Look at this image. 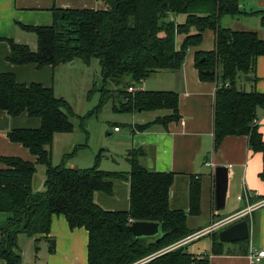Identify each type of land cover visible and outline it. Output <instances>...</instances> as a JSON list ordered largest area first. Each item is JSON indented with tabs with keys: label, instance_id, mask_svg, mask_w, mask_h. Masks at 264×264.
<instances>
[{
	"label": "trees",
	"instance_id": "1",
	"mask_svg": "<svg viewBox=\"0 0 264 264\" xmlns=\"http://www.w3.org/2000/svg\"><path fill=\"white\" fill-rule=\"evenodd\" d=\"M104 9H57L52 7L50 27H21L36 36L37 50L6 40L7 61L13 65L33 64L52 69L80 60L85 65L96 59L103 85L99 103L86 117L95 115L111 99L118 100V113L169 111L153 122L137 126L143 132L153 125L178 121V95L175 92L138 90L129 92L158 71H179L187 51L198 48L205 31L214 34V48L196 51L194 65L201 82L220 83L215 92L213 150L227 136H246L250 150L264 157V141L255 125L257 108H264V94L245 92L238 80L256 81L255 65L264 56V39L257 33L235 31L221 26L224 17L246 15L239 0H102ZM182 16L183 22L169 19ZM260 18L264 30V11ZM192 31H195L192 33ZM183 36L180 48L175 39ZM114 88L107 89V83ZM239 86V87H238ZM120 109V110H119ZM0 111L10 117L23 113L40 120L37 129H15L7 134L12 143L28 150L34 161L0 157V213L7 214L0 229V261L21 264L19 235L44 239L50 253L55 242L50 235L53 216H63L68 227L87 233V264H209L208 255H193L185 247L153 256L155 252L197 231L187 227L188 217L198 216L199 185L191 182L188 212L171 209L169 190L173 173L150 172L139 164L141 149L127 152L128 172L103 171L96 163L86 169L65 167L74 152L63 156L58 166L51 164L55 134H70L75 117L69 104L56 97L53 89L38 83L21 84L13 73H0ZM81 118L83 123L85 118ZM82 126V124H81ZM77 147L74 149V151ZM100 155V154H99ZM97 156V162L99 159ZM38 165L45 167L43 188L32 190ZM264 182V172L260 174ZM116 182L128 183V208L106 210L95 201L97 193L114 194ZM134 221L158 223L162 238L133 239L126 227ZM218 233L212 236L211 250L219 254Z\"/></svg>",
	"mask_w": 264,
	"mask_h": 264
},
{
	"label": "crops",
	"instance_id": "2",
	"mask_svg": "<svg viewBox=\"0 0 264 264\" xmlns=\"http://www.w3.org/2000/svg\"><path fill=\"white\" fill-rule=\"evenodd\" d=\"M239 6L246 15L224 17L220 22L221 26L235 31L255 32L264 39L260 18L252 15L258 11H264V0H239ZM52 7L101 10L104 9V4L102 0H0V73H13L18 83H38L43 87L52 88L55 94L56 74L61 68L69 72L73 71L75 62L71 61L54 69L50 66L37 68L33 64L13 65L7 61L9 44L6 42V40H12L19 43L20 40L25 41L26 38L33 41L28 35H24L26 32L21 27H50L53 23ZM169 19L178 23L184 20L182 16H169ZM183 38L181 35L176 37V49L180 48ZM213 48L214 34L209 30L205 31L200 46L187 51L181 70L155 72L143 80L140 85L134 87L135 91L175 92L178 95L179 119L169 123L166 128L158 124L139 132L137 126L151 123L156 118H162L170 112L162 110L119 113L130 116L129 131L126 135L129 148L126 155L131 149H141L143 155L139 158V164L143 168L150 172L175 175L174 183L169 190L171 209L187 213L190 184L191 182L198 183L200 207L198 216L202 214L203 205L206 204L208 212L205 216L208 220H204L203 224L200 223L203 226L197 223L194 228L188 227L187 224L191 230L197 232L205 230L220 220L243 212L240 218L225 226L215 228L182 246L174 247L185 237L155 252L153 256L185 247L190 254L208 255L209 264H251L248 253L264 251V182L260 178V174L264 172V157L261 153L250 150L246 136H227L217 150H213L214 100L220 83L217 81L201 82L194 65L196 51L209 52ZM255 77V82L250 79L248 80L250 84H243L240 86L241 89L245 92L256 91L264 94V56H259L256 60ZM242 80L243 78L238 81L240 85ZM99 88L93 87L92 90L98 91ZM255 125L264 141V108H257ZM39 126V119L30 118L25 113L10 117L0 111V157H17L24 161H34L28 150L20 144L10 142L7 134L15 129H37ZM115 128L117 131L114 132H120L117 126ZM57 135L66 134H55L53 144ZM53 144L51 157H53ZM66 163L64 165L67 168L86 169L76 168L77 166L70 164L66 166ZM217 167H224L227 170V190L224 209L214 213V170ZM1 168L3 166L0 164ZM128 187L127 182H116L112 196L97 193L94 201L106 210H115L120 203H123L124 210H126L128 208ZM42 188L43 186L34 188L32 185V190L35 192ZM0 218H2L0 224V229H2L8 215L0 213ZM241 220L248 223V239L243 243H221L222 246L218 247L220 253L213 254L212 236ZM49 236L54 239L55 251L51 253L53 256L47 264H87V233L84 229L71 230L63 216H53ZM23 237V235L18 236L17 244L25 240ZM203 238H208V242L200 248L196 241ZM21 251L24 252L23 249ZM18 254L22 256L19 249ZM259 264H264V258Z\"/></svg>",
	"mask_w": 264,
	"mask_h": 264
},
{
	"label": "rangeland",
	"instance_id": "3",
	"mask_svg": "<svg viewBox=\"0 0 264 264\" xmlns=\"http://www.w3.org/2000/svg\"><path fill=\"white\" fill-rule=\"evenodd\" d=\"M170 16L175 17V15ZM25 32L24 35H28L33 41L26 38L25 41L20 40L17 43H22L28 46L30 50L36 51L37 41L35 34ZM74 62L75 69L73 71L69 72L61 68L56 74L55 96L63 98L69 104L75 117L71 119L74 126L73 132L56 136L53 144L51 164L53 166L59 165L64 155L74 152L73 155L66 159V166L70 164L74 167L77 166L76 168H90L97 163L98 168L103 171H130V166L125 161L126 151L129 148L126 135L129 131L130 116L114 112L112 106L116 105L117 108H120L118 106L119 101L111 99L97 114L86 117L94 111L99 103L100 93L92 89L93 87L98 88L103 85L100 68L96 59H91L88 65H85L80 60H74ZM247 78L250 77L243 78L241 85L240 83L237 84L239 86L250 84ZM113 88L114 86L108 82L107 89L111 90ZM83 117L86 118L81 123L80 120ZM81 124L83 127H81ZM115 126L118 127L120 132H114ZM76 147L77 149L74 151ZM98 155L99 159L97 162ZM44 173L45 167L38 165L36 173L33 176L32 185L34 188L43 186ZM122 204L120 203L115 210H124V205ZM216 211L214 207L213 212L216 213ZM207 212L208 206L204 204L200 216L189 217L187 219L188 227L194 228V225L197 223H199V226H203L201 224H203L204 220H208V217L205 216ZM1 223L2 218H0ZM24 237L23 239L25 240L17 244L19 252L22 254L21 264H47V261L53 256L48 250V243L43 239L36 241L33 238ZM207 242L208 238L196 241L197 246L200 248L205 246ZM239 243H243V241ZM22 249L24 250L23 253ZM32 253L34 255H31ZM0 262V264H6L4 261Z\"/></svg>",
	"mask_w": 264,
	"mask_h": 264
},
{
	"label": "water",
	"instance_id": "4",
	"mask_svg": "<svg viewBox=\"0 0 264 264\" xmlns=\"http://www.w3.org/2000/svg\"><path fill=\"white\" fill-rule=\"evenodd\" d=\"M214 178L215 208L217 211H222L227 190V170L224 167L215 168ZM126 230L133 239H154L155 243H158L162 238L161 227L158 223L134 221L126 227ZM248 237V223L245 220L236 222L218 233V240L222 244L246 241Z\"/></svg>",
	"mask_w": 264,
	"mask_h": 264
},
{
	"label": "built area",
	"instance_id": "5",
	"mask_svg": "<svg viewBox=\"0 0 264 264\" xmlns=\"http://www.w3.org/2000/svg\"><path fill=\"white\" fill-rule=\"evenodd\" d=\"M128 91L134 92L135 89H134V87H129ZM114 131H117V128H115ZM238 199L240 200V198H238ZM242 213L243 212H240V213H237V214L232 215L230 217H227L223 220H220V221L214 223L213 225L209 226L207 229L199 231V232H197L191 236L186 237L184 240L179 241L178 243L175 244L176 246H174V247L182 246V245L186 244L187 242L192 241L194 239H197L198 237L214 230L215 228L225 226V225L237 220L238 218H240L242 216ZM248 258H249L251 264H259L261 259L264 258V251H256V252L251 251L250 253H248Z\"/></svg>",
	"mask_w": 264,
	"mask_h": 264
}]
</instances>
